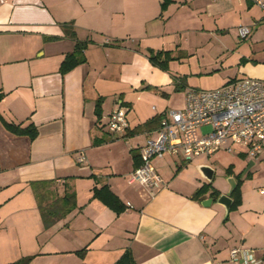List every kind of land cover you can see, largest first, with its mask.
Returning a JSON list of instances; mask_svg holds the SVG:
<instances>
[{"label": "crops", "instance_id": "1", "mask_svg": "<svg viewBox=\"0 0 264 264\" xmlns=\"http://www.w3.org/2000/svg\"><path fill=\"white\" fill-rule=\"evenodd\" d=\"M160 2L0 0V116L38 130L30 140L0 119V264L28 256V264H113L127 249L137 264H244L232 260L234 247L248 253L247 264H264V194L245 200L241 186L240 204L225 215L210 191L192 198L206 181L181 153L154 159L163 185L129 181L145 140L194 87L173 68L187 31L201 43L204 32L226 30L220 18L253 8L252 0H172L164 10ZM252 19L264 25V17ZM77 41L86 42V60L61 74ZM160 50L178 60L158 67L149 56ZM241 60L238 73L264 77L257 58ZM119 107L129 127L112 135L104 116ZM33 182H43L45 203L74 192L76 207L44 227ZM104 185L125 205L120 213L93 197ZM206 198L212 202L202 205Z\"/></svg>", "mask_w": 264, "mask_h": 264}, {"label": "built area", "instance_id": "2", "mask_svg": "<svg viewBox=\"0 0 264 264\" xmlns=\"http://www.w3.org/2000/svg\"><path fill=\"white\" fill-rule=\"evenodd\" d=\"M264 13V0H253ZM240 37L249 29L238 27ZM112 135H121L128 127L126 110L116 108L104 116ZM211 129L199 133V129ZM243 147L251 158L264 156V78L244 75L214 89L187 88L185 104L180 109H169L160 121L157 136L149 137L140 148V163L130 173V182L149 187L164 184L153 161L165 155L182 154L190 160L201 154L211 155L219 149L232 151V146ZM84 161V156L77 158ZM264 194V187L258 189ZM233 261H249L248 253L241 247L230 251Z\"/></svg>", "mask_w": 264, "mask_h": 264}, {"label": "rangeland", "instance_id": "3", "mask_svg": "<svg viewBox=\"0 0 264 264\" xmlns=\"http://www.w3.org/2000/svg\"><path fill=\"white\" fill-rule=\"evenodd\" d=\"M251 3L253 8L250 11L244 8L240 15L231 14L227 18H220V27L225 26L226 30H220L212 36L207 31L204 32L201 43H193L195 35L187 31L189 40L183 44L184 48L180 51L185 56L181 57L183 60L181 63L173 64L176 65L173 68H180L188 84L194 86L188 88L214 89L227 83L234 76H244L237 70L243 63L241 57L245 54L258 59L252 61V64H264V25L261 28H255V24L251 22L252 17L261 18L264 17V13L253 0ZM234 19L235 23H232ZM211 22L215 26L213 19ZM239 26L248 27L249 34L246 37L239 36ZM200 36L197 35V38ZM173 56L178 57L179 54L175 53ZM130 113L134 114V111L131 110ZM205 127L202 130L211 129L210 126ZM198 159H203L214 168L211 185L220 194L227 193L229 189L227 177L243 178L240 187L242 186L245 200L246 196L250 201L256 199L257 195L259 196L258 189L264 187V156L260 159L251 158L244 153L241 146L233 145L232 151L219 149L211 155L202 154L191 157L189 164L196 170ZM250 161H253L254 165L250 166Z\"/></svg>", "mask_w": 264, "mask_h": 264}, {"label": "trees", "instance_id": "4", "mask_svg": "<svg viewBox=\"0 0 264 264\" xmlns=\"http://www.w3.org/2000/svg\"><path fill=\"white\" fill-rule=\"evenodd\" d=\"M172 0H161L160 7L161 10H164L169 3H171ZM65 34L69 35L70 37H74L75 33L72 30V27H66L64 28ZM86 47V42L77 41L75 44V47L73 51L67 53L61 63L60 66V72L61 74H65L70 69L75 67L78 64L83 63L86 60L84 50ZM150 61L157 65L158 67L162 69H167L168 62L176 59L172 55V52L169 50L166 51H157L153 52L149 56ZM243 61V60H242ZM3 96V93H0V100ZM100 103L101 98H98L96 101V114L98 116L101 115L100 113ZM0 119L6 128L10 133L15 135H25L30 140H33L38 133L37 127L30 123L26 126H21L19 124L7 122L4 120L1 116ZM157 120V117H153L149 120H147L144 124L148 125L151 122ZM134 167L138 166L140 163L139 155L134 156ZM243 178H236L237 184L235 189L233 190L231 194L232 198V204L230 207V210L235 209L241 201L240 198V182ZM43 182H33L31 183L32 186L36 189V197L38 198V206L40 210V215L44 224V227H49L53 225L58 220L64 218L67 214H69L75 207H76V200H75V193L74 192H65L62 196H58L54 198L51 202L45 203L46 200V194H43L42 192L37 191V187L42 184ZM210 191L209 195L216 199L220 192L213 188L211 185V182L204 183L200 188H198L192 195V198L194 199H202L203 195ZM93 197L99 199L102 201L106 206L114 210L116 213H120L125 209V205L121 202L119 197L114 194L106 185L101 186L99 188H94L93 190ZM31 259L30 256L21 258L15 262L9 263V264H28L29 260ZM113 264H137L132 256V253L130 250H125L123 254L116 260Z\"/></svg>", "mask_w": 264, "mask_h": 264}, {"label": "water", "instance_id": "5", "mask_svg": "<svg viewBox=\"0 0 264 264\" xmlns=\"http://www.w3.org/2000/svg\"><path fill=\"white\" fill-rule=\"evenodd\" d=\"M252 163V162H251ZM199 174L201 175V177L207 182H211L212 178H213V174H214V168L208 164V163H201L198 164L196 166ZM227 180L229 182V189L227 191V193H223L220 194L217 198H216V202L221 204L224 209H225V215H227L229 213L231 204H232V198H231V194L233 192V190L236 187L237 181L234 177H227ZM212 202V198H206L202 201V205H209Z\"/></svg>", "mask_w": 264, "mask_h": 264}]
</instances>
